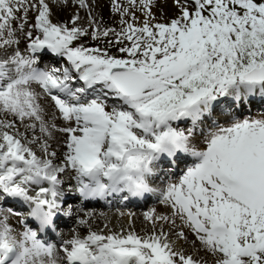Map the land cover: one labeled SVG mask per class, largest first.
<instances>
[{
	"label": "snow or ice",
	"instance_id": "snow-or-ice-1",
	"mask_svg": "<svg viewBox=\"0 0 264 264\" xmlns=\"http://www.w3.org/2000/svg\"><path fill=\"white\" fill-rule=\"evenodd\" d=\"M53 2L86 25L0 0V264H264V0ZM150 196L141 232L57 231L70 197Z\"/></svg>",
	"mask_w": 264,
	"mask_h": 264
},
{
	"label": "bare ground",
	"instance_id": "bare-ground-1",
	"mask_svg": "<svg viewBox=\"0 0 264 264\" xmlns=\"http://www.w3.org/2000/svg\"><path fill=\"white\" fill-rule=\"evenodd\" d=\"M90 1L91 2L92 1L96 2L95 3L96 5L92 4L93 5L92 12H93V15H96L98 17H102L101 16V7L103 6L102 2H104L107 5V7L110 6L109 2L106 1V0H90ZM49 3H51L50 6L52 7L53 20L54 21H57V22L66 21V20H68L71 17V15L74 12L79 11L80 16L82 17L81 23L86 25V22H87V11L84 10V9H78L75 3H70L68 6H58V5H56L53 2V0H49ZM32 15H34V13H30V19H31ZM103 23H104V20H103ZM85 43H87L89 45L91 43V40H86ZM23 47H24V43L22 42L21 43V48H23ZM43 63L44 64H48L49 60L45 59ZM251 110L255 111V112H258L259 114L261 112H264V108H262V107H260L258 105H253ZM258 113H256V114H258ZM37 134H38V132H37ZM62 139H63V137L60 136L59 134H57V141L62 140ZM55 146L56 145L54 143V147ZM59 151H63V149L61 148V149H59ZM181 167H183V165ZM178 171L179 170H177V173H178ZM173 178H175V177H173ZM73 183H74V181H73ZM63 187H66V185H64ZM110 199L112 200L111 204H108L107 201H105V202H102V201H85V202H82L80 199H78L76 197L68 198L67 202L71 201L68 204H72L74 206V211H73V216L71 217L70 220H69L70 217H68V218L63 217V222L60 223V224L65 226L64 235L67 238H69V236H71L72 233H71V231H69L71 225H73L75 228H77V230L81 234L85 235L87 233V230L85 228L78 227L76 225V218L78 216L82 217V216H84V214L86 212L90 211V210L86 211V207H93V208H96V210H97V211H91V212H94L96 214L93 217V219L90 221L93 230L103 229L105 222H108L109 227L112 228L113 230H118L119 229V228H117L116 225H111L110 222H109V220H110L112 215L108 214L107 209L110 208V207L111 208H120L122 210H124L125 207L126 208L128 207L130 209V212L135 214L134 217H133L132 223H133V225L136 228H138L139 231H141L142 229L146 230L148 225L146 226L147 222H145L143 220V213H145V212L139 213L136 210L137 208H140V206H143V205H147V206H152V208H155L157 210V212H165L166 211L165 207L162 204L156 206V204H152L151 203L152 201H154L153 197H148L147 199H144V200L132 201V202H123V203H121L119 201V199L116 198V197H112ZM2 204H0V207L3 206L2 208L5 209V210H7V208H9V207H13L12 203H2ZM65 206H67V204ZM152 208H150V209H152ZM15 209L16 210H21L18 205L15 206ZM100 213H104L105 216L104 217L100 216L99 215ZM126 213H128V211ZM10 219H11V222L15 226L19 227L15 217H11ZM124 219L128 223V217L124 216ZM177 223H179V221ZM50 237H54V234H52V233L49 234V238ZM56 239L58 240L59 238L57 237ZM189 239L191 240L192 237L190 236ZM184 247L187 248V249H189V248L194 249L190 244H185ZM197 247H198V245H197ZM201 254L203 255L202 252H201Z\"/></svg>",
	"mask_w": 264,
	"mask_h": 264
},
{
	"label": "rangeland",
	"instance_id": "rangeland-1",
	"mask_svg": "<svg viewBox=\"0 0 264 264\" xmlns=\"http://www.w3.org/2000/svg\"><path fill=\"white\" fill-rule=\"evenodd\" d=\"M106 1H108L109 2V5H110V0H106ZM93 2V3H92ZM90 1V3L91 4H93V5H96L95 3L96 2H94V1ZM103 3V6L101 7V16H102V18H103V20H104V25L105 26H108V27H116L117 26V24H118V20H119V17L115 14H113V13H111V11H110V6L109 7H107V5L104 3V2H102ZM50 5H51V3H50ZM166 12H167V14H168V16H171L172 15V13H173V9H172V6H171V3H169L168 5H167V7H166ZM138 15H139V13H138ZM34 15H32L31 16V18L33 17ZM97 42H95V41H91V43L89 44V46H94L95 44H96ZM112 51L113 52H115V49H112ZM255 111H252L251 110V112H250V114L251 115H258L259 113L258 112H255ZM256 113H258V114H256ZM182 166V165H181ZM66 178V177H65ZM75 183V182H74ZM63 187V186H62ZM152 204H156V206H158V205H160V203L158 202V200H157V198L155 197V200L154 201H152L151 202ZM68 204V203H67ZM3 205V204H2ZM1 205V206H2ZM149 205V204H148ZM3 207V206H2ZM9 207V206H8ZM128 208V207H127ZM126 207H125V209L124 210H122V209H120V208H108L107 209V212H108V214L109 215H112L111 216V218H110V220H109V222H110V224L111 225H116L117 226V228H120V227H124V228H128V226H129V222L127 223V221L124 219V217H120L119 215H118V212H120V211H123V212H130V209L128 208L127 209ZM150 208H152V206H147V205H143V206H140V208H137L136 210H137V212H139V213H141V212H147V211H149L150 210ZM88 210H90V211H97L96 210V208H93V207H86V211H88ZM17 211H23V210H17ZM71 219V217L69 218V220ZM146 226H147V224H146ZM135 227V226H134ZM73 228H75L73 225H71L70 226V229H69V231H71ZM135 229H136V231L137 232H141V231H139L138 230V228H136L135 227ZM57 231L58 232H60L61 233V235L63 236V238L64 239H68L65 235H64V232H65V226L64 225H62V224H59V227L57 228ZM81 234V233H80ZM141 234H143V233H141ZM81 235H84V234H81ZM86 235V234H85ZM69 238H70V236H69ZM185 248V247H184ZM185 250L187 251V252H189V253H192L193 255H196L197 253H196V251H195V249H192V248H189V249H187V248H185ZM199 255H202L201 253H199Z\"/></svg>",
	"mask_w": 264,
	"mask_h": 264
}]
</instances>
